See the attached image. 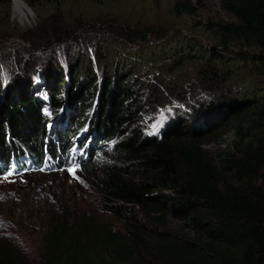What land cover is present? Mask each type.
Returning <instances> with one entry per match:
<instances>
[{
    "label": "trees",
    "instance_id": "1",
    "mask_svg": "<svg viewBox=\"0 0 264 264\" xmlns=\"http://www.w3.org/2000/svg\"><path fill=\"white\" fill-rule=\"evenodd\" d=\"M16 1L41 18L67 0ZM219 1L174 0L173 28L122 29V49L99 29L79 40L41 22L0 50V181L16 146L54 162L66 129L113 145L108 163L79 172L99 206L53 212L34 258L20 244L34 243L29 224L0 219V264H264V0ZM12 8L0 0L7 22ZM228 126L231 152L204 148ZM107 215L124 230L97 225Z\"/></svg>",
    "mask_w": 264,
    "mask_h": 264
},
{
    "label": "rangeland",
    "instance_id": "2",
    "mask_svg": "<svg viewBox=\"0 0 264 264\" xmlns=\"http://www.w3.org/2000/svg\"><path fill=\"white\" fill-rule=\"evenodd\" d=\"M173 4L174 0H67L61 6L48 7L39 18L29 5L30 10L23 3L20 5L15 0L9 21L7 22L6 15L0 16V50H15L26 45L24 38L33 36L41 22L49 33L50 31L71 32L76 34L74 35L76 37L80 36L79 40L89 32L99 29L102 33L107 32L106 35L111 34L112 39L118 42L114 45L115 48L122 49L119 43L121 37L119 33L122 29L134 31L142 27L145 31L151 28L161 29L160 27L173 28L169 23L175 21L169 14ZM207 5L215 11L221 8L219 0H208ZM183 23L184 19L177 20L176 27L180 30L187 29L186 25L180 26ZM143 31L141 34L144 33ZM200 32L201 30H198V34ZM148 35H151L150 39H154L155 34L152 35L150 32ZM68 45L72 44L68 43ZM116 51L117 49L115 54ZM4 68V64L0 66L3 71ZM35 92L34 95L44 104L45 112L52 116V107L55 105L51 101V93L48 92L43 96L39 89ZM67 92L66 90L65 96H68ZM47 96L51 99H46ZM65 121L66 118L61 117L59 123ZM235 141L233 127L228 126L220 133L204 138L203 143L205 149L217 153L231 152ZM111 150L98 154L97 160L108 163ZM81 175L71 170L52 175L32 170L22 175H15V178L0 181V219H10L13 225L29 224L25 229V236L34 243L20 244L32 258L38 256L39 250L45 245L40 242L43 239V232L49 226L50 220L52 221L53 212L58 216L61 212L71 213L80 207L83 212H87L99 206L97 197L94 192L88 190L85 178ZM38 193H44V197H40ZM46 210L51 211L46 212ZM168 221L173 227L179 224ZM108 222L113 224L116 230H124V224L111 215L96 221L97 225Z\"/></svg>",
    "mask_w": 264,
    "mask_h": 264
},
{
    "label": "clouds",
    "instance_id": "3",
    "mask_svg": "<svg viewBox=\"0 0 264 264\" xmlns=\"http://www.w3.org/2000/svg\"><path fill=\"white\" fill-rule=\"evenodd\" d=\"M45 115L47 116L48 115V112H45ZM54 123H56V129L58 128V123L56 121H54ZM50 128L52 126V123L49 124ZM64 129H66L64 127ZM85 131L83 129H78V130H67L66 129V132H65V138H62L60 137L59 139H56L58 140V142H55L54 144V149H55V152H59L61 153V155H63L64 153H69L70 152V149H60L59 147V144L65 146V144H69L71 145L72 142H74L75 140L78 139L79 135H81V133ZM90 138L92 139L93 143L91 144L92 146H94V148L96 147L97 149L96 150H92V151H89V160L88 162L82 166L80 168V171H78L76 174L79 175L85 167L91 165L92 163H94L95 161H98L97 160V156L98 154L100 153H106L108 152L110 149L113 150V145L110 142H105V140L103 138H101L95 130L91 131V130H88L87 134H86V140ZM71 141V142H70ZM111 150V152H112ZM57 161V159H56ZM42 173L44 174H61L62 172H52V173H47L48 171H41ZM64 172V171H63ZM79 173V174H78Z\"/></svg>",
    "mask_w": 264,
    "mask_h": 264
},
{
    "label": "water",
    "instance_id": "4",
    "mask_svg": "<svg viewBox=\"0 0 264 264\" xmlns=\"http://www.w3.org/2000/svg\"><path fill=\"white\" fill-rule=\"evenodd\" d=\"M20 1H22V0H20ZM22 2H24L26 5H28L25 1H22ZM13 3H14V1H13ZM29 7V6H28ZM30 9V8H29Z\"/></svg>",
    "mask_w": 264,
    "mask_h": 264
},
{
    "label": "snow or ice",
    "instance_id": "5",
    "mask_svg": "<svg viewBox=\"0 0 264 264\" xmlns=\"http://www.w3.org/2000/svg\"><path fill=\"white\" fill-rule=\"evenodd\" d=\"M73 173H74V170H73Z\"/></svg>",
    "mask_w": 264,
    "mask_h": 264
}]
</instances>
